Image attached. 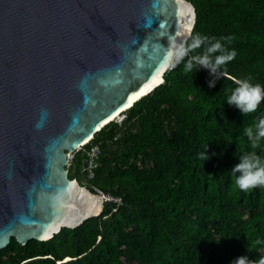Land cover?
<instances>
[{
    "label": "trees",
    "instance_id": "16d2710c",
    "mask_svg": "<svg viewBox=\"0 0 264 264\" xmlns=\"http://www.w3.org/2000/svg\"><path fill=\"white\" fill-rule=\"evenodd\" d=\"M187 1L196 19L183 47L190 49L197 34L230 37L221 42L236 50L235 59L215 73L184 72L202 45L176 62L121 123L109 122L73 152L69 178L121 204L104 202L99 216L47 241L22 246L11 238L0 264H234L240 256L264 257V243H257L264 241V187L241 191L239 173L230 172L242 153L264 157V139L253 148L244 131L264 117V100L245 115L224 102L237 80L264 86V0ZM92 145L100 155L88 178Z\"/></svg>",
    "mask_w": 264,
    "mask_h": 264
},
{
    "label": "water",
    "instance_id": "95a60500",
    "mask_svg": "<svg viewBox=\"0 0 264 264\" xmlns=\"http://www.w3.org/2000/svg\"><path fill=\"white\" fill-rule=\"evenodd\" d=\"M195 19L187 0H0V249L101 214L69 156L162 84Z\"/></svg>",
    "mask_w": 264,
    "mask_h": 264
},
{
    "label": "clouds",
    "instance_id": "9594fccd",
    "mask_svg": "<svg viewBox=\"0 0 264 264\" xmlns=\"http://www.w3.org/2000/svg\"><path fill=\"white\" fill-rule=\"evenodd\" d=\"M222 40L230 42L231 38L215 39L197 34L191 42L190 49L179 47V51L176 53L177 62L182 60L190 50L194 51L205 45V51L202 54L193 55L191 59L187 60L184 63L183 70L188 73L194 72L198 67H203L211 73H215L218 68L235 59L237 55L236 50L226 48L225 44L221 42ZM236 84L237 87L224 102L229 106L234 105L242 115L255 112L261 105V101L264 100V86L253 84L249 79L237 80ZM213 85L214 81H210L209 87ZM119 116L115 119L117 122ZM244 131L251 147H257L259 142L264 139V117H261L253 126L246 127ZM200 158L204 162L209 159V156L202 151ZM230 172L233 176L239 173L236 176L235 183L241 191L264 187V157L258 154L242 153L238 157V163L232 167ZM257 243H264V241H257ZM247 250L250 251L248 248ZM234 264H264V257L253 260L247 256H240L234 261Z\"/></svg>",
    "mask_w": 264,
    "mask_h": 264
},
{
    "label": "built area",
    "instance_id": "2783aa9c",
    "mask_svg": "<svg viewBox=\"0 0 264 264\" xmlns=\"http://www.w3.org/2000/svg\"><path fill=\"white\" fill-rule=\"evenodd\" d=\"M176 62H177V59L174 60V63H176ZM124 117L125 116L123 114H121L119 116L118 123H121ZM99 155H100L99 146L92 145L88 148V150H87V163L83 169L87 173L88 178H93V175H94L93 169L97 164V160L99 158ZM72 158H73V153H71L69 156V161H68L67 167L70 166ZM95 192L102 197L103 202H108V203L112 202V203H115L118 205L121 204V200L118 197H113L111 195L104 194L97 189H95Z\"/></svg>",
    "mask_w": 264,
    "mask_h": 264
},
{
    "label": "bare ground",
    "instance_id": "6f19581e",
    "mask_svg": "<svg viewBox=\"0 0 264 264\" xmlns=\"http://www.w3.org/2000/svg\"><path fill=\"white\" fill-rule=\"evenodd\" d=\"M94 199V201L96 202V204H97V208H96V210L98 211L99 209H100V198H97V197H95V198H93Z\"/></svg>",
    "mask_w": 264,
    "mask_h": 264
},
{
    "label": "rangeland",
    "instance_id": "374dc122",
    "mask_svg": "<svg viewBox=\"0 0 264 264\" xmlns=\"http://www.w3.org/2000/svg\"><path fill=\"white\" fill-rule=\"evenodd\" d=\"M118 119H119V118H118ZM118 119H117V120H118Z\"/></svg>",
    "mask_w": 264,
    "mask_h": 264
}]
</instances>
